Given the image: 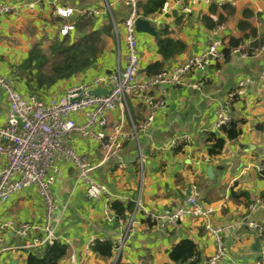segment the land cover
I'll use <instances>...</instances> for the list:
<instances>
[{
    "label": "crops",
    "instance_id": "0c3cea01",
    "mask_svg": "<svg viewBox=\"0 0 264 264\" xmlns=\"http://www.w3.org/2000/svg\"><path fill=\"white\" fill-rule=\"evenodd\" d=\"M31 1L34 0H0L9 5ZM147 1L138 0L139 4ZM59 4L75 8L92 6L101 13L74 17L75 28L67 35L60 31L64 20L53 14L49 4L19 14H5L0 21V75L22 92H28L26 79L15 68L33 48L42 49L50 64L61 58L52 54L58 43L69 46L86 35L99 36L102 52L95 64L58 79L42 95L46 99L54 94L63 95L71 86L91 82L98 75L126 65L127 41L122 22L130 15L132 6L123 0H59ZM146 18L156 23L158 35L137 32L143 77L149 76L145 68L150 63L159 61L163 68L175 66L191 55L202 54L213 41L221 49L234 40L249 42L253 54L244 57L230 52L224 62L190 72L185 81H203V85L172 89L167 107L158 111L149 133L127 142L116 161L101 163L96 138L78 137L75 148L88 154L96 165L92 176L105 183L114 195L124 197L125 204L134 203L135 219H130L132 213L126 212L125 225L109 222L106 197L88 199L84 185L77 181L76 169L70 163L63 167L64 161L59 158L56 170L62 172L63 178L57 190L69 200L60 232L71 239L72 245L67 246V253L58 264H72L73 256L79 264H178L170 258L169 251L185 238L194 241L201 264H207L216 251V243L203 219L185 217L176 226L167 227L164 222L149 220L136 209L139 199L145 210L153 214L174 209L189 193L191 183H197L204 201L217 207L210 221L224 229L225 245L236 263L264 264V209H249L254 201L264 199V177L258 169L264 166V83L258 80L264 72V48L259 50L264 46V0H166L161 12ZM163 30L167 31L164 36L184 44L183 50L169 59L159 53L157 38ZM242 80L250 84L239 87ZM233 93H236L234 101L228 105ZM222 108H228L242 133L234 140L226 138L222 152L212 156L210 132L224 135L214 128L217 112ZM8 111V95L0 85V126L6 124ZM125 113L135 123L145 116V110L133 97L127 99ZM118 116V111H114L110 119ZM185 134L190 142L181 143L179 146L183 147L174 150V140ZM141 154L142 166L138 163ZM120 163L124 166H119ZM6 164L7 158L0 154V168ZM210 166L212 178L208 174ZM233 191L246 192L249 197L233 198ZM45 212L36 185L13 193L0 207L3 219L19 222L41 223ZM123 236L126 242L122 249L115 248L113 258H103L91 249L95 239L117 243ZM5 238L6 249L0 255V264H27L29 250L18 248L19 237L8 231ZM258 238L261 248L256 252L253 247ZM218 264H230V260L222 259Z\"/></svg>",
    "mask_w": 264,
    "mask_h": 264
},
{
    "label": "built area",
    "instance_id": "2783aa9c",
    "mask_svg": "<svg viewBox=\"0 0 264 264\" xmlns=\"http://www.w3.org/2000/svg\"><path fill=\"white\" fill-rule=\"evenodd\" d=\"M123 1L132 6L130 15L122 22L127 41L126 65L123 68L98 75L91 82L71 86L63 95L54 94L48 99L36 93L22 92L0 75V85L5 88L9 100L7 122L0 126V154L7 158L6 166L0 168V207L13 193L31 185H36L46 207L45 220L41 223L3 219L0 214V255L6 249L5 234L8 231L21 240L18 248L29 251L45 249L55 243L72 245L71 239L60 232V224L69 200L62 198L57 190V185L63 178L62 172L56 170L59 158L64 161L63 167L65 163H70L76 169L77 181L84 185L88 199L106 197L107 220L111 223L117 222L120 226L125 225L123 218L118 217L111 206V201H122L125 198L114 195L105 183L92 176L96 165L88 154L75 148L78 137L96 138L102 154L101 163L118 160L127 142L138 140L141 134L149 133L158 111L167 107V98L172 89L181 85L197 88L203 85V81L187 83L185 79L190 72L224 62L227 58L225 49L219 48L218 43L213 41L202 54L191 55L175 66L164 67L154 75L143 77L140 73L138 37L135 30V21L141 17L137 8L138 0ZM45 4L51 5L53 14L64 20L65 23L60 29L63 35L69 34L75 28L74 17L83 18L101 13L96 7H68L59 4V0H34L15 5L0 2V21L5 14L35 10L38 5ZM229 48L231 53L244 57L253 54L249 42H240ZM263 48L264 46L259 50ZM258 80L264 83V72ZM249 84L250 81L242 80L238 86ZM98 88L106 89L107 92L93 93ZM235 96L236 93L231 95L228 105L234 101ZM129 97L135 98L141 109L145 110L144 118L138 123L129 121L126 116L125 108ZM114 111H118L119 116L117 119H110V114ZM232 121L233 117L228 108H222L217 112L214 128L220 130ZM189 142L190 137L185 134L175 139L172 145L178 147L181 143L187 145ZM138 163L143 165L142 154ZM119 166L124 164L120 163ZM258 169L264 177V166L261 165ZM136 209L152 221L164 222L167 227L176 226L185 217L203 219L206 230L216 243V251L207 264H218L226 258L230 260V264H237L225 245L222 234L224 229L210 221L217 207L202 199L197 183L190 184L189 193L180 205L165 213H150L145 210L140 199ZM249 209H264V199H257ZM130 219H135V213L130 215ZM249 225L253 227L254 223L250 222ZM125 242L126 238L123 236L116 249H122ZM262 253L264 259V247ZM70 261L72 264H79L75 256Z\"/></svg>",
    "mask_w": 264,
    "mask_h": 264
},
{
    "label": "trees",
    "instance_id": "16d2710c",
    "mask_svg": "<svg viewBox=\"0 0 264 264\" xmlns=\"http://www.w3.org/2000/svg\"><path fill=\"white\" fill-rule=\"evenodd\" d=\"M165 3L166 0H148L144 4H139L138 2V12L141 17L146 18L161 12ZM166 33L167 31L163 30L158 36L157 42L159 53L164 58L169 59L182 51L184 44L168 36H164ZM231 42H229L227 48H224L227 57L230 54L229 47L240 43L238 40ZM101 52L102 46L99 42V36L89 34L69 46L58 43L53 47L52 54H59L61 58L50 64H48L50 61L49 56L42 49L38 47L33 48L29 51L28 56L15 68V72L24 78V80L26 79L28 92L43 95L58 79L70 77L77 72L93 66ZM163 66V63L156 61L150 63L145 68V72L151 76L161 71ZM47 70H49V73H46ZM219 131L223 132L224 135H218L217 132H210L209 134V141H211L209 153L212 156H217L222 152L227 141L226 138L234 140L242 133V130L234 120L229 125L222 126ZM182 147H176L174 150ZM240 196L249 197L248 193L243 191L232 192L233 198H239ZM111 206L118 217L125 219L126 212L132 213L135 210L134 203L125 204L119 199L111 201ZM148 219L150 220V218ZM67 248V245L63 243H55L54 245L47 246L45 249L29 251L27 264H58L60 259L67 253ZM115 248L116 243L110 239H95L91 245L92 251L103 258H113ZM169 256L178 264H201L199 249L191 239H182L170 249Z\"/></svg>",
    "mask_w": 264,
    "mask_h": 264
},
{
    "label": "water",
    "instance_id": "95a60500",
    "mask_svg": "<svg viewBox=\"0 0 264 264\" xmlns=\"http://www.w3.org/2000/svg\"><path fill=\"white\" fill-rule=\"evenodd\" d=\"M135 30L138 33L145 32L153 36L158 35V31L156 29V23H154L148 18L138 17L135 21ZM106 92H107L106 89H103V88H98V89L93 90V93L95 94L96 93H106ZM212 173H213V168L210 166L208 167V174L210 178H212ZM260 248H261V243H260V239L258 238L255 242L253 249L256 252H258Z\"/></svg>",
    "mask_w": 264,
    "mask_h": 264
},
{
    "label": "rangeland",
    "instance_id": "374dc122",
    "mask_svg": "<svg viewBox=\"0 0 264 264\" xmlns=\"http://www.w3.org/2000/svg\"><path fill=\"white\" fill-rule=\"evenodd\" d=\"M46 73H49V70H47ZM139 161H140V160H139ZM139 161H138V162H139ZM115 223H117V222H115ZM117 225H119V224L117 223ZM119 226H120V225H119ZM125 229H126V227H125ZM121 241H122V239L119 240V242H121ZM119 242L116 243V246H117V244H118ZM117 250H118V247H117Z\"/></svg>",
    "mask_w": 264,
    "mask_h": 264
}]
</instances>
